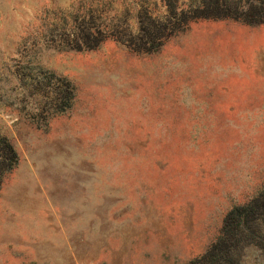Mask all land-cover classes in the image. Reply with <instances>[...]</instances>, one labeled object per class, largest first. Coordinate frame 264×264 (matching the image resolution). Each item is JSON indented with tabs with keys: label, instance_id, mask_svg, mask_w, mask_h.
Here are the masks:
<instances>
[{
	"label": "rangeland",
	"instance_id": "rangeland-1",
	"mask_svg": "<svg viewBox=\"0 0 264 264\" xmlns=\"http://www.w3.org/2000/svg\"><path fill=\"white\" fill-rule=\"evenodd\" d=\"M263 1L0 0V264H264Z\"/></svg>",
	"mask_w": 264,
	"mask_h": 264
},
{
	"label": "trees",
	"instance_id": "trees-1",
	"mask_svg": "<svg viewBox=\"0 0 264 264\" xmlns=\"http://www.w3.org/2000/svg\"><path fill=\"white\" fill-rule=\"evenodd\" d=\"M260 5L261 7L255 9V11L252 13L256 15L257 14L261 15L260 17H263L264 1L260 2ZM169 28L170 30H173V27H170V25H166L163 27V29L165 30ZM93 38L95 37L89 35L87 37V40L93 41L94 40ZM4 142L7 144L8 150L4 155H0V162L2 161V163L4 162L7 163L9 160L10 161L9 168H11L12 165L17 160V155L14 152L11 144L8 143L7 140H4ZM0 182H1V174H0ZM248 207L249 204L240 208H234L225 218V224L217 241L214 244H212V246L207 250V252L202 257L192 260L189 264H225L226 262L222 263V261L227 260L226 258L227 250L230 249V246L234 245L233 243H237L240 241L243 232L245 231L244 221L241 220V218H243L244 210H246Z\"/></svg>",
	"mask_w": 264,
	"mask_h": 264
}]
</instances>
